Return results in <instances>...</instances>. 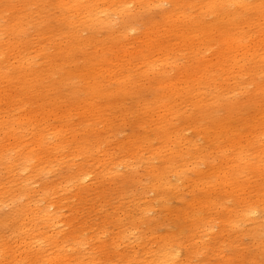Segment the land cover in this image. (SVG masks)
Returning a JSON list of instances; mask_svg holds the SVG:
<instances>
[{
  "label": "rangeland",
  "instance_id": "rangeland-1",
  "mask_svg": "<svg viewBox=\"0 0 264 264\" xmlns=\"http://www.w3.org/2000/svg\"><path fill=\"white\" fill-rule=\"evenodd\" d=\"M1 1L12 7L0 20L3 26L12 25L17 14L31 15L21 23L11 61L18 64L26 51L45 46L43 60L53 75L28 95L32 107L23 113L38 116L43 141L29 142L32 149L17 147L21 154L17 148L10 152L6 149L12 142L0 132V147L8 144L0 152V250L8 247L13 253L16 247L23 263L34 256L16 232L24 230L22 216L29 202L28 208L40 209L38 232L48 244L43 255L55 257L54 264H264L263 44L258 54L248 52L253 49L250 41H264V1L260 6L259 0H246L243 9L237 0H180L188 6L169 24L165 17L177 0L162 6L159 0H124L122 12L116 6L122 0H80L79 5L69 0L66 8L56 0H37L29 10L20 0ZM88 2L117 14L96 29L81 14ZM67 13L75 15L71 19L77 28L71 31L81 38L74 42L73 62L65 53L57 54L67 39L44 32L58 27ZM235 13L243 23L241 32L249 33L242 51L235 52L240 64H234L227 43L220 45V39L230 37H224L227 26L219 27L221 16ZM184 25L202 36L208 49L200 46L198 52L195 39L183 46L182 32L192 34ZM42 31L44 36L39 35ZM9 50L4 46V52ZM207 62L210 73L202 75ZM91 69L99 82L121 92L103 99L85 92L81 76ZM65 72L70 73L67 80L61 78ZM18 88L9 90L11 97ZM164 94L170 96L160 105ZM7 104L12 106L0 101V117L7 115ZM237 142L241 147L231 148ZM234 156L242 160L233 163ZM17 163L24 165L15 170ZM86 170L91 172L88 178ZM251 209L255 211L246 215ZM166 248L174 259L162 253Z\"/></svg>",
  "mask_w": 264,
  "mask_h": 264
},
{
  "label": "bare ground",
  "instance_id": "bare-ground-1",
  "mask_svg": "<svg viewBox=\"0 0 264 264\" xmlns=\"http://www.w3.org/2000/svg\"><path fill=\"white\" fill-rule=\"evenodd\" d=\"M15 1V0H14ZM21 1V3H26V4H24V7H26L27 9L28 8H31V7H33V5H35L36 4V2H37V0H20ZM40 1V0H39ZM56 1H58V3H60V5H62V6H64L65 8H66V4L65 3H67V4H69V0H56ZM75 0H71V3L72 2H74ZM95 1H97V0H95ZM124 0H122V3L121 4H119V5H116V6H118L117 7V9L118 8H120L119 10H117V11H126V6H125V2H123ZM130 1V0H129ZM212 1V0H211ZM214 1V0H213ZM216 1V0H215ZM239 3H241V8H243V9H246V7L248 6V3H247V1L246 0H237ZM260 1V6L261 5H263V1L264 0H259ZM9 2V1H8ZM41 2V1H40ZM45 2V1H44ZM79 2H80V0H77L76 1V3H77V5H79ZM82 2V1H81ZM100 2V1H99ZM98 2V3H99ZM111 2V1H110ZM113 2V1H112ZM115 2V1H114ZM113 2V4L115 5V3ZM168 1L167 0H159L158 1V4L159 5H163L164 3H167ZM20 3V2H19ZM84 3V2H83ZM93 3H95V2H93ZM107 3V2H106ZM119 3V2H118ZM208 3V2H207ZM211 3H214V2H211ZM218 3V2H217ZM11 4V3H10ZM39 4V3H38ZM75 3H73V5H74ZM82 4V3H81ZM85 4V3H84ZM84 4H83V6H84ZM126 4H128V3H126ZM0 5H1V7H0V20H4L5 19V17H8V14L7 13H9V11L12 9V7H11V5H8L7 4V2L5 1H1L0 0ZM15 5H22V4H15ZM40 5V4H39ZM52 5V4H51ZM58 5V4H57ZM70 5V4H69ZM77 5H75L76 7H77ZM106 5V4H105ZM111 4H109V6H110ZM128 5H130V3L128 4ZM158 5V6H159ZM214 5V4H213ZM36 6V5H35ZM41 6V5H40ZM56 6V5H55ZM71 6V5H70ZM102 6V5H101ZM101 6H99L98 4H91V3H89L88 2V5H86V6H84V9L82 8V11H81V14L83 13L84 14V19L88 22V23H93V25L95 26V28L96 29H102L103 27H105L106 26V24H108V20L111 18V16H113V15H116V14H114V11H112L111 10V7H106V8H101ZM108 6V5H107ZM174 6H176L175 7V10H172L171 12L169 11V12H167V14H166V17H165V20H166V22H167V24H169V22L171 21V19L174 17V15L178 12V11H180V10H182V9H184L185 8V6L187 7L188 5H186L185 4V2L184 1H180V0H177V4H175ZM206 6V5H205ZM204 6V7H205ZM209 6V5H208ZM201 7V6H200ZM17 9H18V7H16ZM23 8V7H22ZM21 8V9H22ZM25 8V9H26ZM57 8V7H56ZM194 8V7H193ZM16 9V10H17ZM32 9V8H31ZM34 9V8H33ZM37 9H38V7H37ZM128 9V8H127ZM191 9V8H190ZM205 9H207V7L205 8ZM250 8H248V10H249ZM29 10V9H28ZM62 10H64V9H62ZM75 10V9H74ZM114 10H116V8H114ZM15 11V10H14ZM19 11V10H18ZM21 11V10H20ZM19 11V12H20ZM78 11V10H77ZM13 12V11H12ZM27 12V11H26ZM34 13H35V11H33ZM62 12V11H61ZM71 12V11H70ZM116 12V11H115ZM182 12V11H181ZM14 13V12H13ZM18 13V12H17ZM24 13V12H23ZM20 13V14H17V16L16 17H14L13 19H14V23L12 24V25H9V27H8V25L7 26H3V25H1L0 24V89H2V88H4V94H3V92H2V94H0V95H3V96H1L0 97V101H2V102H6V101H8V103L11 105L12 104V106L11 107H9L8 108V104H7V110H5V111H7L8 113H7V115L5 116V117H2V115H1V117H0V132H3L4 133V135H5V138L7 139V141H9V142H12V145H10L9 144V147H8V149H6V147L7 146H5V145H8V144H5V145H2L1 147H0V152H1V150L3 151V152H1V153H5L4 151H5V149L7 150V151H10V150H12L13 148H17V147H23L25 150L27 149V147H28V145H29V142L32 144H35V143H37V141H43V139L41 140V138H42V136L44 137V135H42V132L44 131V129H43V126H42V124H40V123H37L36 121V117L38 118V116L35 114L34 115V111H33V114L32 113H29V114H23L24 113V111L26 110V108H28V107H32V105H31V103L28 101V95L29 94H34V93H36L37 92V90L40 88V86H41V84H48V78L50 77V76H52L53 75V73H52V70L50 71L49 70V67L48 66H46L45 65V62H44V60H43V56H45L44 55V51H45V46L42 48V49H40V51H37V52H35V53H31V51H26V55H27V57H24V56H26V55H24L23 57V60H22V58H21V62H19L17 59L15 60V61H18V64H15V63H13L11 60L13 59V58H15V57H12V58H10V56L11 55H9L13 50H14V44L16 43V38L18 37V32L20 31V27L22 26L21 25V23H22V21H24V20H26L27 19V16H26V14L24 13ZM65 13H66V11H65ZM76 13V12H75ZM119 13V12H118ZM183 13V12H182ZM12 14V13H11ZM28 14V13H27ZM31 14H32V12H31ZM70 14H72V13H70ZM81 14H80V17H81ZM83 14H82V16H83ZM186 14V13H185ZM30 15V14H29ZM34 15V14H33ZM64 15V14H63ZM67 15H68V13H67ZM67 15H66V17H62L61 19H60V23H59V25H58V27H55V28H52V29H46L44 32H49V33H51L52 34V37L53 38H55V37H60V39H61V37H63L64 36V38L65 39H67V44H66V46L64 47V51H59L57 54L58 55H60V56H62L64 53H65V55H66V57H67V59L69 60V61H72L73 60V53L77 50V46L74 44V42H76L77 40L79 41L81 38H79L80 36H78V35H75L72 31H71V29L72 28H77V26H74V24L77 22H74V20L73 19H71L72 17H74V16H71V17H69V15H68V17H67ZM73 15V14H72ZM180 15V14H179ZM238 13H235V14H230V15H227L226 14V16H221V19H220V21H221V23H222V25H220L219 27H223L224 25L225 26H227V27H225V28H223V30L224 31H226V32H228V33H230V34H228V33H225L224 34V37L226 36V35H229L230 37L228 38V39H220V45L221 46H224V45H226V43L228 44V47L230 48V50L232 51V52H234L233 53V62H234V64H240V58L238 59V56L239 55H235V52H240V51H242V48H243V42L244 41H248L249 39H248V35H249V33L248 32H246V31H244V32H241V29L243 28L242 27V25H243V23H241L240 24V22H239V19H237V18H239L238 16ZM31 16V15H30ZM30 16H28V17H30ZM62 16V15H61ZM77 16V15H76ZM79 16V15H78ZM184 17V16H183ZM185 18V17H184ZM191 18V17H190ZM77 19H79V17L77 18ZM178 19V18H177ZM182 19V18H181ZM80 21V20H79ZM78 21V22H79ZM84 21V20H83ZM85 21V22H86ZM174 21V20H173ZM176 21V20H175ZM165 22V21H164ZM180 22V21H179ZM83 23V22H82ZM81 23V24H82ZM183 23V22H182ZM189 23V22H188ZM78 24H80V23H78ZM110 24V23H109ZM187 25V24H186ZM79 26V25H78ZM83 26H84V24H83ZM169 26V25H168ZM167 26V27H168ZM189 26V25H188ZM23 27H24V24H23ZM178 27V26H177ZM183 27V26H182ZM170 28V27H169ZM181 28V27H180ZM180 28H179V30H180ZM184 28L188 31V32H191L192 34H190V33H183L182 32V34H183V38L186 40V42H182V45L183 46H187V43L189 42L191 45H193V43H192V40L193 39H195L196 40V42H199L196 46H198L199 47V49L197 50L198 52L200 51V49H201V47L200 46H204L206 49H208V42L207 41H204L203 39H202V36H199V34H197L196 32H193V30L192 29H190V28H187L185 25H184ZM21 29H22V27H21ZM81 30H84V29H81ZM90 30V29H89ZM222 30V31H223ZM172 31V30H171ZM183 31V30H182ZM214 31V30H213ZM44 32L42 31V33H40L39 35H41V36H44ZM77 32V31H76ZM180 32V31H179ZM186 32V31H185ZM232 32H234L235 34H231ZM25 33V32H24ZM79 33V32H78ZM81 33V32H80ZM181 33V32H180ZM261 33H263L262 31H261ZM187 34H189V36L187 35ZM243 34V36H241ZM8 36L7 38V40L6 41H3L2 39H3V37L4 36ZM263 38H264V33H263ZM51 37V38H52ZM243 37L245 38V39H243ZM250 38H252V36H249ZM5 38V37H4ZM49 38V37H48ZM47 38V39H48ZM59 39V38H58ZM57 39V40H58ZM63 40V39H62ZM61 40V41H62ZM56 41V40H55ZM181 41V40H180ZM179 41V42H180ZM152 42V41H151ZM178 42V43H179ZM251 42V44L253 45L252 46V50H249L248 52H251V51H254V52H258V50H259V46L261 45V44H263L262 46H263V48H264V41L262 40V41H260V40H256V38L254 39V40H252V41H250ZM58 43H59V41H58ZM61 43V42H60ZM77 43V42H76ZM153 43V42H152ZM247 44V43H246ZM16 45H18V44H16ZM151 45V44H150ZM153 45V44H152ZM155 45V44H154ZM4 46L7 48V49H12V50H9V51H6V52H4ZM21 46H22V44H21ZM158 46V45H157ZM247 46V45H246ZM17 47V46H16ZM20 47V46H19ZM24 47V46H23ZM153 47H156V46H153ZM160 47V46H159ZM261 47V46H260ZM172 48V47H171ZM193 46L191 47V51L193 50ZM247 48V47H246ZM24 49H25V47H24ZM28 49V48H27ZM158 49V48H157ZM19 50V49H18ZM161 50V49H160ZM169 50V49H168ZM167 50V51H168ZM171 50V49H170ZM261 50V49H260ZM263 50V49H262ZM244 51V50H243ZM245 51H246V49H245ZM140 52V51H139ZM169 52V51H168ZM170 52H172V51H170ZM169 52V53H170ZM173 53V52H172ZM245 53V52H244ZM243 53V54H244ZM252 54V53H251ZM258 54V53H257ZM133 55H134V53H133ZM137 55V54H136ZM176 55V54H175ZM245 55V54H244ZM164 56V55H163ZM203 56H205V55H203ZM241 56H243L242 54H241ZM252 56H253V54H252ZM256 56H258V55H256ZM259 56H261V55H259ZM16 57H18L17 55H16ZM124 57V58H123ZM122 58H123V60L125 59L126 60V57H127V55L126 56H123ZM169 57V56H168ZM182 57V56H181ZM121 58V59H122ZM144 58V57H143ZM173 58V56L171 57V59ZM175 58H176V56H175ZM237 58V59H236ZM120 59V60H121ZM142 59V58H141ZM162 59V58H161ZM50 60V62H51V59H49ZM124 60V61H125ZM150 60V61H149ZM148 61H149V63L148 64H153V63H150L153 59H149ZM157 60V59H156ZM159 60V59H158ZM169 60V59H168ZM174 60V59H173ZM179 59H177L176 61H178ZM241 60H243V59H241ZM14 61V60H13ZM145 61V60H144ZM166 61V60H165ZM175 61V62H176ZM238 61H240L239 63H238ZM73 62V61H72ZM127 62V61H126ZM143 62V61H142ZM157 62V61H156ZM169 62V61H168ZM125 63V62H124ZM122 64V63H121ZM155 65H157L156 63H154ZM163 64H164V61H163ZM202 64V63H201ZM208 64V62L206 63V64H204V65H202V70H203V74L202 75H205V74H209L210 73V70H209V64ZM142 65H143V63H142ZM154 65V66H155ZM154 66H153V68H154ZM159 66V65H158ZM240 66V65H239ZM243 66L244 65H241L240 67H238V68H243ZM114 67V66H113ZM199 67V66H198ZM112 69V68H111ZM155 70V69H154ZM81 71V70H80ZM150 71H152V70H150ZM111 73H113V72H111ZM147 73V72H146ZM148 74V73H147ZM80 75H82V74H80ZM84 75H85V77H84ZM84 75H82L81 76V78H83V81L85 82L84 83V87H83V90L85 91V92H89L90 93V95L91 96H94V97H98V98H101V99H103V98H105V97H108V96H110V95H112V94H109V93H114L113 95H118L120 92H121V90L119 89V91L117 92V90L116 89H113V90H110L109 88H111V86L110 85H108L109 83H106V85L105 84H103V82H99L98 81V76H97V73H96V71L94 72L92 69H91V71H90V73L89 72H87V73H85ZM109 75H111V74H109ZM69 76H70V73H68V72H65V74L63 75V76H61V78L63 79H65V80H67L68 78H69ZM112 76H114V75H112ZM191 76V75H190ZM115 77V76H114ZM114 77H113V80H114ZM127 78H128V80H130V77L129 76H126ZM110 79V78H109ZM31 80H38V81H36L37 83L36 84H34V85H32V86H30V87H28V85L30 84V82H31ZM106 80V79H105ZM112 80V81H113ZM117 80V79H116ZM123 80V79H122ZM110 81H111V79H110ZM35 83V82H34ZM105 83V82H104ZM131 84V86H134V83H130ZM16 85H20V88H18V93L15 95V96H13V97H11L12 95H10V93H9V90L12 88V87H15ZM52 85V84H51ZM50 85V86H51ZM215 88H212L211 90H214ZM1 92V91H0ZM4 95H8V96H5L4 97ZM169 96L170 95H167V94H164L163 96H161L160 98H159V101L161 102V104L160 105H162L163 103L162 102H164V100L165 99H167L166 101H168V98H169ZM11 99H15V101H14V103H13V101L11 100ZM164 102V104L165 103H167V102ZM84 102H87L86 100L84 101ZM159 102V103H160ZM4 104V103H3ZM9 105V106H10ZM3 107H4V105H3ZM43 107L45 108V109H47L48 108V106L47 105H43L41 108L43 109ZM83 107H87V103H86V105H84ZM164 107V106H163ZM2 109V108H1ZM5 109H6V107H5ZM41 109V110H42ZM49 109V108H48ZM4 110V109H3ZM3 110H1V111H3ZM27 111V110H26ZM29 111H31L32 112V109L31 110H28V112ZM168 111V110H167ZM166 111V112H167ZM44 112V111H43ZM55 112V111H54ZM90 112V111H89ZM162 112H164V110L162 111ZM5 113V112H4ZM10 113V114H9ZM45 113V112H44ZM165 113V112H164ZM23 114V115H22ZM49 114H51V111L49 110V112H47V115H49ZM53 114V113H52ZM38 115H40L39 114V112H38ZM92 115V114H91ZM41 116H42V112H41ZM49 116H51V115H49ZM161 120V119H160ZM162 125H164V124H161V126ZM160 126V125H159ZM163 127V126H162ZM264 128V127H263ZM27 132H29L30 134H27ZM3 133H1V134H3ZM264 133V132H263ZM262 134V133H261ZM31 135V139H29V136ZM3 138V137H2ZM28 139V140H27ZM1 140V139H0ZM2 142H3V140H1ZM8 142V143H9ZM38 142V143H39ZM14 143V144H13ZM41 143V142H40ZM30 144V145H31ZM237 144H239V147H241V145H240V142H237V143H233L232 144V146H231V148L232 147H235ZM254 144V143H253ZM1 145V144H0ZM36 146V145H35ZM40 146V145H39ZM28 148H30V149H32V147L30 146V147H28ZM21 149V148H20ZM30 149H29V151H30ZM17 150H18V148H17ZM16 150V151H17ZM25 150H21L22 151V155L24 154V152H25ZM15 151V150H14ZM13 150H12V152H14ZM20 150H18V152H19ZM11 152V151H10ZM27 152V151H26ZM16 153V152H15ZM20 153V152H19ZM32 153H33V151H32ZM17 154V153H16ZM21 154V153H20ZM13 155H15V154H13ZM22 155L20 156V157H22ZM3 156V155H2ZM1 156V157H2ZM29 156V155H28ZM14 157V156H13ZM30 157H32L31 155H30ZM29 157V158H30ZM34 157H36L35 155H34V153H33V158ZM225 157H227L228 158V156H225ZM19 158V157H18ZM23 158V157H22ZM27 158V157H26ZM231 158V157H230ZM11 159V158H10ZM25 159V158H24ZM239 159L240 160H242V158L241 157H232L231 158V160L230 161H232L233 163H236L237 162V160L239 161ZM19 160V159H18ZM31 160H32V158H31ZM16 161V160H15ZM225 161H226V158H225ZM227 161H228V159H227ZM9 162H13V160H10ZM25 162V161H24ZM39 162V161H38ZM168 162V161H167ZM229 162V161H228ZM29 163V162H28ZM27 163V164H28ZM9 164V163H8ZM14 164V163H13ZM19 164H23V163H17V164H15L14 166V169L15 170H17L18 169V167H19ZM24 165V164H23ZM11 166H12V164H11ZM13 168V167H12ZM8 169H9V167H8ZM13 169V170H14ZM30 169V168H29ZM12 170V171H13ZM87 171V170H86ZM239 171H241V170H239ZM9 172V171H8ZM10 172H11V169H10ZM90 172V171H89ZM80 173V172H79ZM86 173V172H85ZM91 173V172H90ZM90 173H88V171H87V173L85 174V178H88L91 174ZM79 175V174H78ZM226 174H224L223 175V177L225 176ZM223 177H221L222 179H225V178H227L226 176H225V178H223ZM78 178V177H77ZM80 179V178H79ZM227 180H228V178H227ZM75 181V180H74ZM75 183V182H74ZM74 185V184H73ZM19 190V189H18ZM233 190V189H232ZM7 191V190H6ZM15 191V190H14ZM21 191H23V189L21 190ZM235 190H233V192H234ZM50 192V191H49ZM7 193H8V191H7ZM22 193V192H21ZM21 193L19 192V194L21 195ZM18 194V195H19ZM53 194V193H52ZM0 195H2V194H0ZM11 195V194H10ZM43 195V194H42ZM48 195V194H47ZM10 197V196H9ZM23 197V196H22ZM0 199H2L1 197H0ZM16 199V198H15ZM3 200V199H2ZM29 203V202H28ZM28 203H27V205H26V211H25V215L23 214V220L22 219H20V222H21V220L23 221V225H22V227L24 226V230H21L22 228H20V229H17L16 230V232H17V234H19V240H21V241H24L25 242V244H26V249H28L29 251V253H31V255L32 254H34V256H31L32 258H31V260H29V261H25V263H23V261H21V260H25V258L24 259H22V257H21V259H20V256L21 255H19L18 254V252H17V250L18 249H16V247H15V249H14V252L12 253V250H8L7 248H4L3 250H0V264H27L26 262H29V264H54V258L55 257H51V258H47L45 255H43V254H45L47 251H45V247L46 246H48V244H43L45 241H42L41 242V238H40V236L41 235H39L40 233L38 232V230H40L39 229V210L40 209H30V208H28ZM243 205L245 206V207H248L249 206V203L248 202H243ZM0 206H1V203H0ZM46 207H48V206H46ZM18 211L19 210H17L16 211V214L18 213ZM24 211V210H23ZM255 211V209H251V210H249L247 213H246V215H248V214H250V213H252V212H254ZM41 212V211H40ZM14 213V212H13ZM21 213V212H20ZM22 215V214H21ZM52 215V214H51ZM18 216V215H17ZM25 216V217H24ZM197 216V215H196ZM14 217H15V214H14ZM13 217V218H14ZM43 217V216H42ZM53 217V216H52ZM51 217V220L54 222V218L55 217H53L52 218ZM59 217H60V215H59ZM41 218V217H40ZM44 218H46V217H44ZM200 218V217H199ZM16 219H18L19 220V218H16ZM43 221H45V220H43ZM50 221V220H49ZM15 222V221H14ZM53 222L52 223H49V224H53ZM41 223H43V222H41ZM63 223V222H62ZM16 224H18V223H16ZM20 224H22V222L20 223ZM57 224V223H56ZM42 225V224H41ZM8 226V225H7ZM52 226V225H51ZM68 228V227H67ZM78 230V229H77ZM76 230V231H77ZM14 231V230H13ZM48 231V230H47ZM51 231V230H50ZM79 231V230H78ZM11 232V231H10ZM73 232V231H72ZM14 233V232H13ZM77 233V232H76ZM14 234H16V233H14ZM71 234V233H70ZM73 234V233H72ZM10 236H9V239H10V237L12 236L11 235V233L9 234ZM66 235V234H65ZM75 235V234H74ZM3 236V235H2ZM16 236V235H15ZM18 236V235H17ZM21 236H22V238H21ZM51 237H52V235H50ZM70 236V235H69ZM69 236H67L68 238H69ZM73 236V235H72ZM78 236V235H77ZM8 237V236H7ZM66 237V238H67ZM79 237V236H78ZM96 237V236H95ZM94 237V238H95ZM199 237V236H198ZM3 237H1V239H2ZM17 238V237H16ZM62 238V237H61ZM14 239L15 238H13V240H11V241H14ZM45 239V238H44ZM83 239V238H82ZM88 239V238H87ZM4 240V239H3ZM9 240V241H10ZM69 240V239H68ZM74 240V239H73ZM72 240V241H73ZM200 240V239H199ZM8 241V238H7V240L5 241L4 240V244H5V242H6V245H7V243L9 242H7ZM27 241V242H26ZM49 241V240H48ZM2 242V241H1ZM15 242V241H14ZM56 242H57V240H56ZM65 242H68V241H66L65 240ZM74 242V241H73ZM16 243V242H15ZM19 243V242H18ZM18 243L16 244V245H18ZM80 243V242H79ZM11 244H12V242H11ZM21 244V243H20ZM72 244H74V243H72ZM15 246V245H14ZM12 247H13V245H12ZM11 247V248H12ZM166 247H167V245H166ZM1 248V247H0ZM21 248H22V246H21ZM47 248V247H46ZM64 248V247H63ZM71 248V247H70ZM107 248V247H106ZM20 249V248H19ZM72 249V248H71ZM79 249H81V248H79ZM86 249V248H85ZM16 250V251H15ZM22 250V249H21ZM20 250V251H21ZM24 250V249H23ZM23 250H22V252H23ZM76 250H77V248H76ZM162 250V249H161ZM169 250V251H168ZM167 250V248L166 249H164L163 250V254L165 255V257H168V259L169 260H172V259H174L175 258V254L173 253V252H171V250L170 249H168ZM19 251V252H20ZM25 251V250H24ZM56 251V250H55ZM62 251H64V250H62ZM40 252H42L41 254H39ZM45 252V253H44ZM83 252V251H82ZM160 252V251H159ZM158 252V253H159ZM12 253V254H11ZM23 253H25V252H23ZM26 253H27V251H26ZM29 253H27V255H29ZM60 253V252H59ZM63 253V252H62ZM53 254V253H52ZM56 254H58V253H56ZM74 254V253H73ZM103 254V253H102ZM26 255V256H27ZM50 255V254H49ZM66 255V254H65ZM99 255H101V254H99ZM156 255V254H155ZM98 256V255H97ZM85 257V256H84ZM158 257V256H157ZM89 258V257H88ZM28 259V258H27ZM52 259V260H51ZM56 259V258H55ZM86 259H87V257H86ZM100 259V258H99ZM155 259V258H154ZM153 259V260H154ZM64 260H66V259H64ZM72 260V259H71ZM74 260V259H73ZM83 260V259H82ZM93 260V259H92ZM152 260V261H153ZM159 260V259H158ZM166 260V259H165ZM79 261V260H78ZM89 261V260H88ZM136 261V260H135ZM161 261V260H160ZM99 262V261H98ZM60 263H61V261H60ZM63 263V262H62ZM68 263V262H67ZM79 263H81V262H79ZM79 263H77V264H79ZM95 263V262H94ZM100 263V262H99ZM158 263V262H157ZM64 264V263H63ZM85 264H87V263H85ZM96 264V263H95ZM152 264V263H151ZM156 264V263H155Z\"/></svg>",
  "mask_w": 264,
  "mask_h": 264
}]
</instances>
